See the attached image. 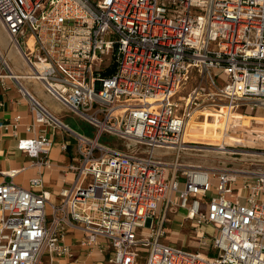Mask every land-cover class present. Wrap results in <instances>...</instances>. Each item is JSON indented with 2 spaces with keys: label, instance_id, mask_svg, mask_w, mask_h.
Segmentation results:
<instances>
[{
  "label": "built area",
  "instance_id": "obj_1",
  "mask_svg": "<svg viewBox=\"0 0 264 264\" xmlns=\"http://www.w3.org/2000/svg\"><path fill=\"white\" fill-rule=\"evenodd\" d=\"M0 22L28 66L15 72L0 53V76L17 82L32 114L33 134L17 148L40 171L29 189L14 181L24 167L5 171L0 264H142L140 248L143 264H264V162L191 165L178 146L199 108L218 111L224 125L264 109V0H0ZM28 78L94 134L59 118L23 85ZM21 118L0 128L18 136ZM60 128L69 159L52 201L41 170L53 167ZM105 134L125 147L104 144ZM175 207L207 253L164 241Z\"/></svg>",
  "mask_w": 264,
  "mask_h": 264
},
{
  "label": "crops",
  "instance_id": "obj_2",
  "mask_svg": "<svg viewBox=\"0 0 264 264\" xmlns=\"http://www.w3.org/2000/svg\"><path fill=\"white\" fill-rule=\"evenodd\" d=\"M0 27L8 36L1 22ZM9 41H11L10 37L9 39H6L0 35V53L6 57L9 65L15 72H28V66H26L20 52L13 44L12 47H9ZM9 60H11L12 63H10ZM3 72L4 71H2V68L0 67V73L3 74ZM21 81L28 90L45 102L55 114L60 117H65L58 106V103L60 102H58L52 95H49L38 81L29 78ZM3 82H6V88H4ZM0 100L3 101V105L0 106L1 120L13 119L18 114L22 116L18 136H13L10 132H6L0 128V183L3 180L9 179V177L5 175V171L24 167L21 172L16 175L14 181L20 186L29 189L31 188V178L38 175L40 171L37 169V166L34 165L33 158L17 148L18 137H30V135L33 134L32 131L27 130L26 126L32 121L29 104L27 99L21 95L17 82L5 76H0ZM53 101H57V103H54ZM63 109L66 110L65 108ZM200 115L204 117L205 114L204 112H201ZM202 120H204V118ZM202 120L199 119L197 122L203 123ZM205 120L210 123L214 122L212 121L213 118L211 115L206 116ZM52 137L54 140V146L51 149L49 156L53 162V167L42 169L41 173L43 174L45 190L50 193L51 200L56 201L59 197L61 188L65 186L63 173L60 169L66 160L68 161L69 155L62 149V144L65 139L64 131L61 128L56 129L53 131ZM81 258L85 259V257Z\"/></svg>",
  "mask_w": 264,
  "mask_h": 264
},
{
  "label": "rangeland",
  "instance_id": "obj_3",
  "mask_svg": "<svg viewBox=\"0 0 264 264\" xmlns=\"http://www.w3.org/2000/svg\"><path fill=\"white\" fill-rule=\"evenodd\" d=\"M0 35L6 39H9V36L6 35V33L4 32V30H2L1 27H0ZM9 61L10 63H12L11 60ZM220 81L222 82V80ZM41 102L43 101L41 100ZM53 102L57 103V101H53ZM58 106L60 107V110H62V113L65 115V117H60L57 114L56 115L59 118H61L65 123H68V125H70L72 128L74 129L76 128L86 133L87 135L94 134V129L92 125H89L85 120L77 116L75 113L73 114L69 112L68 110L67 111L64 110L63 109L64 107L62 106V104L58 103ZM201 115L199 113V115L195 117L193 121L194 122L193 125L189 128V133L187 135V138L192 139V140L196 138L199 141H209L208 133L210 131V128H209L210 126H206V125H203L202 123L197 122L199 119L200 120L203 119ZM252 115L255 116L257 114L255 113ZM260 115L264 116V109H262V111L260 112ZM220 121H222L223 122L222 125H224L223 119H221ZM260 127H264V123L255 119L254 122L252 123L253 130L259 129ZM219 131H220V134L222 135L221 128L219 129ZM240 133H244V132L237 131L235 135H238ZM244 136H245L244 138L245 141H243V143H245L246 145L238 146V147L233 146V144L235 145L236 143L234 141L233 142L228 141L227 137L222 138L225 144L232 145V147L230 146V149H232V151H235L234 149L237 148V150L235 151L236 153L226 152V154H224L219 151H216L215 146L213 147V145L207 146L205 144H199V146L197 147H200L202 150H199V149L181 150L182 160L187 164L200 165L203 167H215V166H226V165L234 169H241L244 167H251V168L256 167L258 166V163L264 162V140L262 139L259 141L256 140V142H251L252 137H250L249 135H244ZM102 142L104 144L106 143L109 145L115 144L123 148L126 145L125 140L117 139L114 136H111L108 134H105V136H103ZM75 150H76V143H73V145L70 147V154H74ZM161 151L162 149L157 150L158 153ZM245 151L252 152L255 154L259 153V154L251 155V154L245 153ZM170 152L171 153L169 157H173L177 153L173 150ZM168 213H169L168 214L169 220H167V222L164 225V228H166V235H165L164 241L167 243L168 242L176 243L178 246L185 245L189 251L194 252V253H196L198 250L204 253H207L206 252L207 248L203 247L205 245L200 242L199 237L197 238L194 228L190 226V221H188L187 219H184V216L186 213L185 210L183 208L177 209L175 207L174 209L169 210ZM206 230L208 234L207 236H212L215 231V227L208 226ZM139 252L141 254L139 263L143 264L146 261L145 257L147 256L148 250L145 248H140ZM214 254H216V250L213 248L210 252V255L214 256ZM95 260H104L105 262H107L108 254L101 258H96Z\"/></svg>",
  "mask_w": 264,
  "mask_h": 264
},
{
  "label": "bare ground",
  "instance_id": "obj_4",
  "mask_svg": "<svg viewBox=\"0 0 264 264\" xmlns=\"http://www.w3.org/2000/svg\"><path fill=\"white\" fill-rule=\"evenodd\" d=\"M12 47V42L9 41V47ZM8 48V47H7ZM11 50V49H10ZM204 112V120H202V124L206 125V126H210V131H209V141H199L196 138L195 139H189L187 138V135L189 133V128L193 125V121L196 117L197 114ZM212 116L214 121L213 123H210L209 121L205 120L206 116ZM218 111L214 110V109H207V108H199L195 111V113L191 116V118L187 121V124L180 136V141H178V146L181 147L183 145L184 149H189V150H195V149H199L202 150L200 147H197L199 145H196V147H192V146H186V143H197V144H205L207 146H215V150L219 151L221 153L226 154V152H230V153H236L235 151H232V149L228 148L229 146H232L230 144H225L224 141L222 140L223 137H227L228 141L231 142H240L239 145H246L245 143H243V141H245L242 137L235 135L237 131H240L244 128H248L251 129L252 128V123L254 122V120H258L260 122L264 123V116L263 115H258V116H249V115H244L241 113H232L228 119L226 121H228L227 124L222 125V121H220L219 117H218ZM224 128V132L222 133V135L220 134L219 129L220 128ZM250 127V128H249ZM235 131V132H234ZM255 131L256 134L260 136L264 137V127H260L259 129H255L253 130ZM234 134H233V133ZM188 145V144H187ZM194 146V145H193ZM233 146H235L233 144ZM236 150V149H234ZM245 153H250V154H255L252 152H248L245 151Z\"/></svg>",
  "mask_w": 264,
  "mask_h": 264
},
{
  "label": "trees",
  "instance_id": "obj_5",
  "mask_svg": "<svg viewBox=\"0 0 264 264\" xmlns=\"http://www.w3.org/2000/svg\"><path fill=\"white\" fill-rule=\"evenodd\" d=\"M103 138V137H102Z\"/></svg>",
  "mask_w": 264,
  "mask_h": 264
}]
</instances>
